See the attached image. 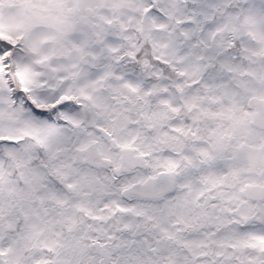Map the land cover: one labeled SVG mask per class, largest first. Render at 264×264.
<instances>
[{
	"label": "snow or ice",
	"instance_id": "1",
	"mask_svg": "<svg viewBox=\"0 0 264 264\" xmlns=\"http://www.w3.org/2000/svg\"><path fill=\"white\" fill-rule=\"evenodd\" d=\"M0 264H264V0H0Z\"/></svg>",
	"mask_w": 264,
	"mask_h": 264
}]
</instances>
